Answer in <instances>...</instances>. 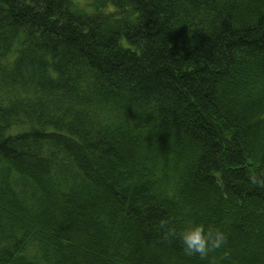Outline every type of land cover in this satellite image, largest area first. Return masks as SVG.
<instances>
[{
	"label": "trees",
	"instance_id": "1",
	"mask_svg": "<svg viewBox=\"0 0 264 264\" xmlns=\"http://www.w3.org/2000/svg\"><path fill=\"white\" fill-rule=\"evenodd\" d=\"M94 2L0 0V264H264V0Z\"/></svg>",
	"mask_w": 264,
	"mask_h": 264
},
{
	"label": "clouds",
	"instance_id": "2",
	"mask_svg": "<svg viewBox=\"0 0 264 264\" xmlns=\"http://www.w3.org/2000/svg\"><path fill=\"white\" fill-rule=\"evenodd\" d=\"M249 182L264 189V172L253 173L249 176ZM158 229L162 233V239L171 242L179 239L183 245V253L188 257L198 256L201 260H208L210 254L220 250L227 243V236L218 228L205 227L203 224H193L183 231L177 232L170 218L159 220ZM224 258L230 257L228 251L224 252Z\"/></svg>",
	"mask_w": 264,
	"mask_h": 264
},
{
	"label": "bare ground",
	"instance_id": "3",
	"mask_svg": "<svg viewBox=\"0 0 264 264\" xmlns=\"http://www.w3.org/2000/svg\"><path fill=\"white\" fill-rule=\"evenodd\" d=\"M98 6H99V7H98ZM81 8H82L83 10H87V11L89 10V8H87V7H78V6H75V7L73 8V10H74L75 12L83 13V14L89 16V15H94V14H96L98 11H99V12L102 11V12L105 13V14H110V13H113V12H114V9H115L112 5L109 4V2L97 3V6H96V3L93 2L94 13H92V14H87V13H85V11L81 10ZM99 8H100V9H99ZM105 9H106L107 12L105 11ZM15 124H16V123H15ZM15 124H13V125H8V126H5V127H4L5 135H6V136L10 135L11 133L23 132V130H25V126H24V124H20V123H18V126H15ZM12 128H13V129H12ZM52 151H53V156H56V155L59 154V151H58L57 153H56L55 150H52ZM25 249H26V250H25ZM25 249H24L25 252H24V254L22 255V256H23L22 258H23V259H26L27 261H29V262H31V263H34V262L37 260V255H38V252H37V251H38V248L29 245V246H27ZM22 258H20V257L18 256V257H17V260H18L20 263H21V262L24 263V261H23ZM54 260H56V257L54 258Z\"/></svg>",
	"mask_w": 264,
	"mask_h": 264
},
{
	"label": "rangeland",
	"instance_id": "4",
	"mask_svg": "<svg viewBox=\"0 0 264 264\" xmlns=\"http://www.w3.org/2000/svg\"><path fill=\"white\" fill-rule=\"evenodd\" d=\"M75 5L78 6V7H87L89 8V10H83L81 8V10L85 11V13L87 14H92L94 13V8H93V2L94 0H73ZM106 11V9H105ZM107 12V11H106Z\"/></svg>",
	"mask_w": 264,
	"mask_h": 264
}]
</instances>
